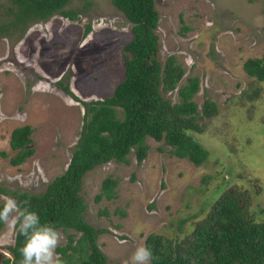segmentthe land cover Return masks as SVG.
Listing matches in <instances>:
<instances>
[{
    "label": "rangeland",
    "instance_id": "rangeland-1",
    "mask_svg": "<svg viewBox=\"0 0 264 264\" xmlns=\"http://www.w3.org/2000/svg\"><path fill=\"white\" fill-rule=\"evenodd\" d=\"M153 3L159 59L174 55L183 68L177 86L196 76L193 101L199 108L210 99L217 113L199 121L202 131L190 132L207 151L198 166L170 154L161 141L146 137V156L140 163L132 148L126 163L110 160L84 175L83 217L104 230L96 244L105 264H131L147 234L176 236L178 219L185 220L182 232H188L231 185L252 193V213L264 219V81H256L242 69L246 58L264 53V0ZM7 5L0 0V19ZM64 9L77 10L75 18L54 13L29 21L21 32L0 33V188L39 193L65 169L83 107L62 85L78 99L89 101L110 95L123 78L121 48L131 37V25L123 14L109 0H69ZM181 25L188 27L183 35ZM258 86L262 88L258 96H243L249 87ZM163 97L176 102V88ZM23 124L32 127L34 152L22 164L11 166L9 133ZM105 177L114 180L115 197L94 201ZM5 196L10 197L0 193V204ZM57 230L63 235L60 245L67 234L79 236L72 229ZM14 231L6 223L0 230V259L10 256Z\"/></svg>",
    "mask_w": 264,
    "mask_h": 264
},
{
    "label": "trees",
    "instance_id": "trees-1",
    "mask_svg": "<svg viewBox=\"0 0 264 264\" xmlns=\"http://www.w3.org/2000/svg\"><path fill=\"white\" fill-rule=\"evenodd\" d=\"M6 1L8 5L0 19V33L4 34L9 29L21 32L29 21L43 20L54 13L68 19H74L77 14V10L64 9L69 0ZM109 1L131 25V37L121 48L123 78L110 95L89 101L78 99L62 85V90L83 107L82 123L65 169L39 193L0 188V193L9 195L18 204L29 201V211L37 213L41 224L79 232L75 239L72 234H67L65 244L57 247L56 253L63 264L106 262L96 244L97 235L104 230L92 227L83 217L85 204L81 185L88 171L110 160L126 163L132 148L136 163H140L146 156V137L161 141L169 147L170 154L198 166L207 158V151L190 132L202 131L199 121L217 113L216 103L212 100L204 99L199 108L193 101L198 89L196 76L187 77L184 84L177 86L183 68L174 55H168L163 61L159 59L157 12L153 0ZM179 21H182L181 17ZM186 30L188 27L181 25L179 34L183 35ZM88 31L86 26L83 34ZM262 31L264 37V23ZM242 69L256 81H264V53L246 58ZM175 88L176 102L163 97L165 92ZM261 89V86L249 87L243 96H258ZM31 132L29 124L10 131L7 143L12 152L8 157L11 166L22 164L33 154ZM113 185L114 180L105 177L94 201L113 199ZM251 199L249 190L231 185L210 203L205 214L191 224L188 232H182L185 220L181 218L177 221L176 236L147 234L143 246L152 251L150 264H264V219L254 217ZM3 205L0 204V209ZM3 226L4 222H0V230ZM24 242L25 237L19 234L17 224L13 242L8 246L10 256H2L0 264H20L19 249Z\"/></svg>",
    "mask_w": 264,
    "mask_h": 264
},
{
    "label": "clouds",
    "instance_id": "clouds-1",
    "mask_svg": "<svg viewBox=\"0 0 264 264\" xmlns=\"http://www.w3.org/2000/svg\"><path fill=\"white\" fill-rule=\"evenodd\" d=\"M0 209V222L15 228L19 225V234L25 237L23 247L19 249L20 264H63L56 253L63 235L54 226L41 224L40 217L29 211V201L18 204L12 197L5 196ZM152 251L147 246H139L131 257V264H150Z\"/></svg>",
    "mask_w": 264,
    "mask_h": 264
}]
</instances>
